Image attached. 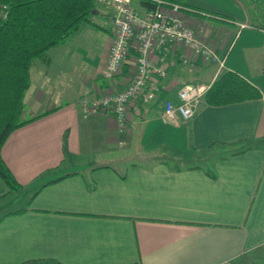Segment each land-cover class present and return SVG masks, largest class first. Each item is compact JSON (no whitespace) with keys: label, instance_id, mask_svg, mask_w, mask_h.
<instances>
[{"label":"crops","instance_id":"crops-1","mask_svg":"<svg viewBox=\"0 0 264 264\" xmlns=\"http://www.w3.org/2000/svg\"><path fill=\"white\" fill-rule=\"evenodd\" d=\"M172 1L191 9L186 22L223 67L168 58L157 97L122 130L114 116H85L79 104L131 75L133 59L113 79L101 75L112 39L101 4L91 23L32 61L22 117L46 114L1 148L20 190L0 179V264H264V26L251 22L249 2ZM223 70L261 97L222 106L201 100L190 119L163 120L162 102L175 101L181 85H211ZM134 141L140 160L126 162ZM217 147L225 157L202 166L157 159L204 160ZM24 194V206L7 210Z\"/></svg>","mask_w":264,"mask_h":264},{"label":"built area","instance_id":"built-area-1","mask_svg":"<svg viewBox=\"0 0 264 264\" xmlns=\"http://www.w3.org/2000/svg\"><path fill=\"white\" fill-rule=\"evenodd\" d=\"M133 0H96L109 11L108 21L112 39L101 75L113 79L122 72L123 65L133 59L131 75L121 88H105L91 97L83 95L79 104L85 116L110 114L119 129H124L129 114L157 97L160 81L166 76L168 58L177 56L180 61L192 65L198 59L202 63H216L223 67L211 45L203 40L195 27L185 20V11L191 10L172 0H139L140 9ZM244 26V25H241ZM184 48L189 55L179 54ZM210 84L185 83L176 91V100L162 102L163 120L174 122L188 120L194 108L203 100Z\"/></svg>","mask_w":264,"mask_h":264},{"label":"trees","instance_id":"trees-1","mask_svg":"<svg viewBox=\"0 0 264 264\" xmlns=\"http://www.w3.org/2000/svg\"><path fill=\"white\" fill-rule=\"evenodd\" d=\"M241 1L253 3L252 20L264 26V0ZM96 5V0H0V179L10 192L20 190V184L5 164L1 148L16 128L46 114L22 118L31 63L45 57L50 48L68 41L82 26L91 23ZM260 97L256 86L233 71L223 70L211 83L203 101L211 106H222ZM220 155L211 158L210 163L214 158L225 157ZM157 159L170 164H210L207 163L210 157L197 162L173 156Z\"/></svg>","mask_w":264,"mask_h":264},{"label":"rangeland","instance_id":"rangeland-1","mask_svg":"<svg viewBox=\"0 0 264 264\" xmlns=\"http://www.w3.org/2000/svg\"><path fill=\"white\" fill-rule=\"evenodd\" d=\"M244 4V3H243ZM249 4V3H248ZM248 4H244V5H246V6H248ZM132 5L134 6V7H136V8H138V9H140L141 10V8H140V6L137 4V2L136 1H133V3H132ZM250 5V4H249ZM251 5H253V3L251 4ZM251 11V10H250ZM252 12V11H251ZM252 14L254 15V13L252 12ZM251 22H253L254 24H257V23H255V20H252L251 19ZM23 113V112H22ZM23 118V117H22ZM122 132V131H121ZM138 145V142L137 141H134L133 142V144H132V147H131V149H130V151H128L127 152V156H126V158H127V160H126V162H128V161H136V160H140V159H137V156H136V146ZM222 149H224V150H226V148H221V147H217V148H215L214 149V151H213V154L210 156V159H208V162L207 163H210V161H211V158H213V157H215V156H218V154L221 152V150ZM165 158V157H168V156H161L160 158ZM170 157V156H169ZM143 158H145V157H143ZM197 162V161H196ZM206 164V163H205ZM27 198V195H23L21 198H20V203L19 204H17L16 202L15 203H13V204H9L8 206H7V210H11V208H16V207H19V206H24V204H25V201L27 200L26 199ZM7 201V200H6ZM3 213V211H0V214H2Z\"/></svg>","mask_w":264,"mask_h":264}]
</instances>
